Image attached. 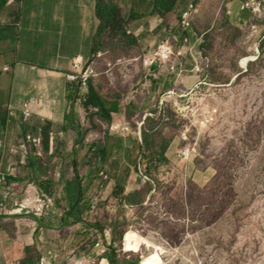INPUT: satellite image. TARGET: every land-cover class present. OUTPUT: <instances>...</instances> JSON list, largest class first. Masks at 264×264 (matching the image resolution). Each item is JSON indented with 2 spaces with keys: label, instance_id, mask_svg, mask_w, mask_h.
<instances>
[{
  "label": "rangeland",
  "instance_id": "obj_1",
  "mask_svg": "<svg viewBox=\"0 0 264 264\" xmlns=\"http://www.w3.org/2000/svg\"><path fill=\"white\" fill-rule=\"evenodd\" d=\"M248 1L251 7L243 9ZM104 2L119 8V21L100 38V48L84 71L90 75L89 85L106 100L124 104L131 98L148 99L139 116L127 114L126 125L130 135L144 142L140 152L145 176L135 168L110 174L91 210L90 198L99 192L102 179L95 175L84 185L89 207L82 219L40 241V251L35 244L30 262L264 264V0H181L179 30L165 31L153 46L150 33L133 31L139 14L131 13V0ZM191 3L196 6L192 27L201 36L205 73L196 88L189 57L183 89L197 112L180 120L170 103H159L167 90L150 103L141 84L168 76L174 88L175 77L165 71L167 66L152 70L149 64L166 34H185L182 14ZM152 19L145 20L147 25ZM82 112L85 119L96 114L94 109ZM184 147L192 155L180 156L177 151ZM163 149L168 151L166 160ZM111 178L117 180L108 188ZM135 191V202L127 203L126 196Z\"/></svg>",
  "mask_w": 264,
  "mask_h": 264
},
{
  "label": "crops",
  "instance_id": "obj_2",
  "mask_svg": "<svg viewBox=\"0 0 264 264\" xmlns=\"http://www.w3.org/2000/svg\"><path fill=\"white\" fill-rule=\"evenodd\" d=\"M155 1L131 0V13L139 14L133 31L150 33L149 46L165 31L179 30L176 15L184 5L176 0L173 11L160 14ZM97 6L98 0H0V173L5 175L0 183V264H33L29 257L36 255L35 244L40 251V241L72 224L68 181L78 175L87 199L84 185L101 171L119 175L137 170L144 142L124 126L127 114L139 116L148 99L121 104L99 93L116 112L110 113L111 120L98 110L85 119L82 111L91 113L94 107L85 102L79 110L81 87L67 80L74 62L84 71L94 55ZM148 18H153L150 26ZM141 85L153 103L154 95L172 88L173 81L153 77ZM26 104H31V120L23 119ZM40 125L43 142L36 148L26 135ZM50 130L56 133L52 143Z\"/></svg>",
  "mask_w": 264,
  "mask_h": 264
},
{
  "label": "built area",
  "instance_id": "obj_3",
  "mask_svg": "<svg viewBox=\"0 0 264 264\" xmlns=\"http://www.w3.org/2000/svg\"><path fill=\"white\" fill-rule=\"evenodd\" d=\"M252 3L250 1L244 3L243 9L251 7ZM262 4L258 5V9L255 11H261ZM196 12V6L191 3L189 4L188 8L182 14V21H181V31L185 32L184 35H180L179 37L174 36L173 42L177 44V50H174V46L171 43V40H166L163 44L158 47V51L155 53V60L150 62V66L154 63L158 64L159 69L162 67L167 66L165 71L175 77V86L173 89L167 90L164 96L159 100L161 106H167L169 103V107L172 108L176 116L180 120H189L191 116L195 115L197 110L192 106V103L188 100H185L187 97L185 87L186 83V73L187 70V60L189 57L192 60V68L190 73H192L195 78L197 79V84L195 85L196 88H199L202 85V78L205 73L204 69V58L203 52L199 50V46L202 43L201 36L195 32L192 27V21L194 18V14ZM175 59V61H172ZM75 71L69 73L67 75V80L72 83H78L81 87V93L79 98L76 101V105L81 110L84 106V103L87 101L89 95V73L88 71H83L80 68V62H74L73 64ZM97 111L96 108H94ZM192 113V115H190ZM12 115H15V112H12ZM22 115L24 120H31L32 119V111H31V104H26L24 109L22 110ZM125 130H128V127H125ZM54 131H48V136L51 139V143L55 137ZM60 134H63L61 132ZM182 139H187L186 132L182 133ZM26 140L29 145L40 147L43 142V126L40 125L37 127L35 132H29L26 135ZM180 156L189 157L192 155L190 147H184L177 151ZM141 156L138 159L137 169L138 171L144 175L142 170V163H141ZM57 176H60L57 173ZM100 176L102 177L99 183V192L94 194L90 198L91 203V210L96 207V204L99 201L100 194L103 192V188L105 187V183L109 179V174L105 171L100 172ZM145 176V175H144ZM5 181V175L0 173V183ZM40 264H44L42 261Z\"/></svg>",
  "mask_w": 264,
  "mask_h": 264
},
{
  "label": "trees",
  "instance_id": "obj_4",
  "mask_svg": "<svg viewBox=\"0 0 264 264\" xmlns=\"http://www.w3.org/2000/svg\"><path fill=\"white\" fill-rule=\"evenodd\" d=\"M176 0H156L155 1V11L160 14H165L173 11ZM119 8L109 2H104V0H98L97 6V17L100 21V27L98 34L96 36V44L94 52L98 51L100 48V38L107 31V29L114 24L118 23ZM133 43H136L135 39H132ZM106 100H104L94 86H89V95L86 101V106H92L98 110L99 113H103L107 120H111L110 113L116 112L114 107L108 109L106 107ZM146 141V140H145ZM146 143V142H145ZM47 145V143H45ZM165 149L161 150L160 153L164 157ZM66 193L69 201V209L67 210V217L73 218L74 221L81 220L84 212L89 207V201L85 199L84 190L81 185V180L78 175L71 181L67 182ZM137 191L126 196L127 203H134L133 198ZM114 263V261H113Z\"/></svg>",
  "mask_w": 264,
  "mask_h": 264
},
{
  "label": "water",
  "instance_id": "obj_5",
  "mask_svg": "<svg viewBox=\"0 0 264 264\" xmlns=\"http://www.w3.org/2000/svg\"><path fill=\"white\" fill-rule=\"evenodd\" d=\"M157 63H154L153 66H152V70H155L157 68Z\"/></svg>",
  "mask_w": 264,
  "mask_h": 264
},
{
  "label": "bare ground",
  "instance_id": "obj_6",
  "mask_svg": "<svg viewBox=\"0 0 264 264\" xmlns=\"http://www.w3.org/2000/svg\"><path fill=\"white\" fill-rule=\"evenodd\" d=\"M247 61H248V59H245V60L243 61V65H246Z\"/></svg>",
  "mask_w": 264,
  "mask_h": 264
}]
</instances>
